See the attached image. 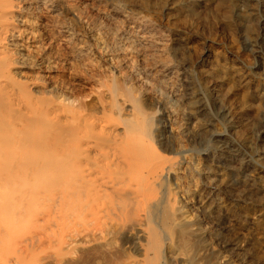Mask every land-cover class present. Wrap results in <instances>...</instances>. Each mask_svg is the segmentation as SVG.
<instances>
[{
  "label": "bare ground",
  "instance_id": "bare-ground-1",
  "mask_svg": "<svg viewBox=\"0 0 264 264\" xmlns=\"http://www.w3.org/2000/svg\"><path fill=\"white\" fill-rule=\"evenodd\" d=\"M74 1L0 0V254L14 246L15 264H220L215 226L200 215L212 225L228 217L235 242L263 254L264 205L233 208L226 174L209 168L205 178L200 163L162 155L150 111L158 103L177 112L184 100L163 88L176 82L177 43L201 26L235 40L234 0L95 1L82 10ZM239 1L248 13L261 5L264 30V0ZM233 106L224 109L231 122ZM256 165L263 191L262 159ZM172 173L183 188L168 186Z\"/></svg>",
  "mask_w": 264,
  "mask_h": 264
},
{
  "label": "rangeland",
  "instance_id": "rangeland-1",
  "mask_svg": "<svg viewBox=\"0 0 264 264\" xmlns=\"http://www.w3.org/2000/svg\"><path fill=\"white\" fill-rule=\"evenodd\" d=\"M84 2H94L102 7L104 3L107 2V5L111 0H75L68 5L77 6L82 10L85 7ZM106 5L104 4L103 7ZM234 6V11L238 14L234 21L235 40L230 39L227 31L218 29L209 32L207 28L201 26L200 29L204 31L200 30L199 36L192 35L187 44L185 43L186 45L184 42L177 43L171 52L172 55L169 56L177 70L174 77L176 82L172 86L169 85L170 80H166L163 88L168 95L171 94L170 96L173 95V90L178 91L184 100L178 103L177 112V108L171 106L166 108L158 103H155L154 107L151 106L150 111L155 113L156 126L160 133L159 138L156 139V148L162 155L177 158L179 153V162H182L180 158L182 160L188 158L194 163L197 162V165L200 163L204 166L205 178L210 176L209 168L215 171L213 174H226L225 178L229 187V192L226 194L228 204L233 208H239V206L249 208L264 205V190H261L258 181V177L263 174L259 175L256 168L258 159H262L264 167V30L258 23L262 17L263 8H260L261 5L258 7L257 2H253L251 3L254 7L253 11L250 10L251 12L248 13V9L239 0H234ZM207 51L210 55L203 59L202 55ZM221 69H224L222 71L229 76L224 77ZM226 80H229L228 84L232 83V88L225 83ZM215 91L219 92L222 98L224 97L225 101L222 104L216 100ZM230 105H234L233 108L235 107L234 111H236L234 122L230 121V115L225 111L226 106L229 108ZM198 128L202 132L200 137H187V133ZM177 129L183 133L179 138L180 141L175 139L174 134ZM218 135L220 137H217ZM179 162L174 163L175 170L180 167ZM174 174L169 175L168 186H172V189L177 186L183 188L187 181L177 185ZM6 175L1 178V181H4L3 178H6ZM1 183L4 188L9 184ZM0 189H2L1 186ZM183 203V199L180 198L178 208H182ZM192 212L195 214L194 211L188 210V215L191 217L194 215ZM221 218L219 222H216L217 224L215 223L216 225H212L211 220L200 215L204 228L215 226L214 230L216 229L218 236L214 243L217 244L216 250L221 253L220 264H264V253L260 254L259 258L254 256L251 242L248 241L249 243L245 242V244L235 242L232 232L227 229L231 220L229 221V218L225 216ZM24 232L22 231L21 237L26 236ZM12 248L16 249L14 246ZM8 249L10 251L6 248L0 254H4L0 257V264L16 263L13 256L16 250L9 247ZM10 252H12L11 255ZM222 259L223 262H221ZM8 260L10 262H6ZM37 263V258H34L26 264Z\"/></svg>",
  "mask_w": 264,
  "mask_h": 264
}]
</instances>
